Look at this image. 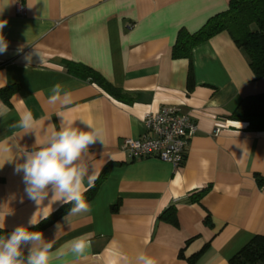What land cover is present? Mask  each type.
I'll use <instances>...</instances> for the list:
<instances>
[{"label": "crops", "instance_id": "crops-1", "mask_svg": "<svg viewBox=\"0 0 264 264\" xmlns=\"http://www.w3.org/2000/svg\"><path fill=\"white\" fill-rule=\"evenodd\" d=\"M229 0H0V236L67 203L25 194L16 173L24 152L38 150L63 116L103 129L84 162L96 179L105 171L87 211L71 209L40 229L53 244L49 264H136L143 252L156 264H229L255 235H264V131L230 120L240 101L264 92L242 51L223 31L174 58L179 32L195 33L225 11ZM31 55L29 63L25 56ZM86 65L119 90L114 96L67 73L65 62ZM59 83L71 103H49ZM63 97V92L61 93ZM177 106L197 126L180 166L156 158L130 160L125 138H140L146 113ZM30 111L34 132L13 127ZM219 132L214 133L215 128ZM37 140L39 142H37ZM94 181V183H95ZM87 186V178H85ZM174 209L177 224L163 219ZM48 215V216H49ZM47 216V217H48ZM90 240L77 256L69 242ZM25 255L27 248L24 249ZM63 255H59V253ZM199 253L198 257H194ZM192 259V260H191ZM191 260V261H190Z\"/></svg>", "mask_w": 264, "mask_h": 264}, {"label": "clouds", "instance_id": "clouds-1", "mask_svg": "<svg viewBox=\"0 0 264 264\" xmlns=\"http://www.w3.org/2000/svg\"><path fill=\"white\" fill-rule=\"evenodd\" d=\"M6 23L7 21L0 20V32ZM7 48V41L0 34V54L5 53ZM31 55L24 57L29 63ZM50 92L49 103L54 104L57 101H61L63 105L71 103L70 93L64 91L59 83L53 85ZM4 115L6 110L0 111V116ZM57 116L61 118L59 130L53 125L52 131L38 150L24 152L23 163L16 164L15 172L23 173L24 191L28 199L39 206L44 200L49 199L51 192L49 204L56 201L73 203L71 213L75 214L88 210L89 205L84 194L94 186L97 178L95 174H89V166L83 158L89 147L97 140L103 142L104 133L103 129L94 127L88 121L81 120L80 123L84 125L81 128L76 126L75 121L66 119L62 113H58ZM36 123L32 113L25 111L20 114L13 127L22 128L25 133H35ZM49 213L40 218L34 214L29 224H38L39 219L47 218ZM2 227L3 224H0V228ZM69 245L73 254L81 256L90 247V240L83 236L76 237ZM52 248L53 244L46 241L41 232H30L24 226H18L10 236H0V264H49ZM136 264H156V260L141 252L136 257Z\"/></svg>", "mask_w": 264, "mask_h": 264}, {"label": "trees", "instance_id": "trees-1", "mask_svg": "<svg viewBox=\"0 0 264 264\" xmlns=\"http://www.w3.org/2000/svg\"><path fill=\"white\" fill-rule=\"evenodd\" d=\"M223 31L230 35L233 42L242 51L255 78L264 79V0H229L228 8L225 11L208 19L204 26L195 33L190 34L181 30L173 47V57L189 58L195 46ZM65 67L67 73L84 80H90L114 96L119 95V90L92 68L70 61L65 62ZM15 90L17 88L14 86L0 89V99L8 101ZM229 119L247 123L249 131H264V92L244 97ZM105 177L104 171L95 181L94 186L84 194L85 200L94 196ZM257 182L264 184V177H257ZM73 206V203H67L60 207L30 232H37L51 225ZM163 219L176 225L175 210L168 209L163 214ZM198 255L199 253L192 258H196ZM229 264H264V235H255L230 259Z\"/></svg>", "mask_w": 264, "mask_h": 264}, {"label": "built area", "instance_id": "built-area-1", "mask_svg": "<svg viewBox=\"0 0 264 264\" xmlns=\"http://www.w3.org/2000/svg\"><path fill=\"white\" fill-rule=\"evenodd\" d=\"M197 126L189 113L177 106H163L146 113L140 138H125L123 151L130 160L156 158L174 167L181 165ZM219 132L216 127L214 133Z\"/></svg>", "mask_w": 264, "mask_h": 264}]
</instances>
